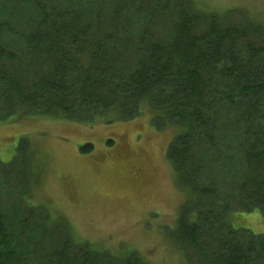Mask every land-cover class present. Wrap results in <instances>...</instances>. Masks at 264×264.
Returning <instances> with one entry per match:
<instances>
[{"label":"trees","instance_id":"1","mask_svg":"<svg viewBox=\"0 0 264 264\" xmlns=\"http://www.w3.org/2000/svg\"><path fill=\"white\" fill-rule=\"evenodd\" d=\"M13 1L0 5V124L132 121L147 103L181 129L167 159L187 196L175 234L186 264H264V235L235 225L264 218V27L192 0ZM3 212L0 264H148L78 242L49 215L23 249Z\"/></svg>","mask_w":264,"mask_h":264},{"label":"rangeland","instance_id":"2","mask_svg":"<svg viewBox=\"0 0 264 264\" xmlns=\"http://www.w3.org/2000/svg\"><path fill=\"white\" fill-rule=\"evenodd\" d=\"M192 1L227 23L249 19L264 27V0ZM108 119L33 116L0 124V202L8 229L15 239L23 233L27 249L42 239L49 215L55 229L67 225L76 241L97 251L137 253L148 264H186L175 234L187 196L167 159L181 129L155 122L147 103L132 121ZM33 206L38 215L23 230L20 219ZM235 219L236 226L264 235L260 212Z\"/></svg>","mask_w":264,"mask_h":264}]
</instances>
